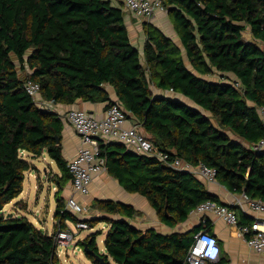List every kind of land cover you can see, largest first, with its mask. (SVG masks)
I'll return each instance as SVG.
<instances>
[{
	"label": "trees",
	"instance_id": "1",
	"mask_svg": "<svg viewBox=\"0 0 264 264\" xmlns=\"http://www.w3.org/2000/svg\"><path fill=\"white\" fill-rule=\"evenodd\" d=\"M161 1L177 39L144 21L141 51L131 40L122 0H0V264H63L55 234L80 220L61 195L72 182L62 144L65 123L36 104L28 81L40 85L42 100L58 105L120 103L170 160L213 167L229 191L264 200V148H253L264 139V0ZM109 87L119 101L111 99ZM153 87L173 89L192 104L156 95ZM99 145L108 174L145 197L170 227L208 200L220 203L188 171L122 143ZM45 152L61 170L54 180L59 189L52 234L4 211L23 192L33 160ZM17 204L27 207L23 200ZM91 206L97 214L85 219L90 227L109 224L104 252L97 241L101 230L78 241L95 264H190L194 235L210 222L164 233L135 226L133 219L143 213L132 204L94 198Z\"/></svg>",
	"mask_w": 264,
	"mask_h": 264
},
{
	"label": "built area",
	"instance_id": "2",
	"mask_svg": "<svg viewBox=\"0 0 264 264\" xmlns=\"http://www.w3.org/2000/svg\"><path fill=\"white\" fill-rule=\"evenodd\" d=\"M122 1L125 11L142 21H153L159 12L166 11L161 0ZM26 90L39 107L56 111L63 122L70 124L80 137L76 154L68 159L73 194L67 197L66 208L76 215L83 214L88 210V205L79 201L77 195L90 194L94 178L107 171L106 159L100 155V141L122 143L137 154L156 157L172 168L188 171L205 184L218 182L217 171L213 167L203 163L193 165L180 157H174L173 160H170L169 153L157 149L137 123L129 122L126 110L118 102L109 105L103 116H98L84 109L72 107L61 109L58 104L42 100L40 85L33 81L26 83ZM169 92L174 91L173 89L166 91V93ZM253 148H264V139L254 145ZM232 204L224 205L208 200L194 208L189 216L196 217L198 224L202 223L204 226L210 214L223 219L227 224L238 226V236L243 237L250 247L264 256V200L253 199L246 193H241ZM233 206L249 207L256 213L254 221L250 224H240ZM90 228L89 223L84 219L75 223L77 231ZM55 238L58 248L69 246L75 244L76 233L68 227L59 230L55 234ZM194 239L195 241L187 255V261L190 264H205L220 258L219 242L213 234L202 228L195 233Z\"/></svg>",
	"mask_w": 264,
	"mask_h": 264
},
{
	"label": "crops",
	"instance_id": "3",
	"mask_svg": "<svg viewBox=\"0 0 264 264\" xmlns=\"http://www.w3.org/2000/svg\"><path fill=\"white\" fill-rule=\"evenodd\" d=\"M166 14H167L166 12H159L157 14V17L152 22L165 29V31H167L169 35L177 39L173 25L166 17L167 16ZM126 23L133 44L136 45L142 51L146 41V34L143 28L144 21L136 19L130 13L126 12ZM109 90H110L111 99L113 101H119L115 93V90L112 87H109ZM154 90H155L154 93L156 95H166L177 99H180L179 96H181L183 97V99L180 100H183L188 104H192V101L190 99L184 97L181 94L175 92L166 93L167 90L163 91L157 88H154ZM70 107L84 109L95 115L103 116L107 108V103L104 102L93 103L83 100H77L75 103L71 105H65V104L59 105V108L61 109H67ZM128 119L130 123H137L135 118L131 115L129 116ZM62 144H63V152L67 160L76 154L78 146L80 144V137L77 135L73 127L67 123L64 124ZM46 154L47 153L45 152L41 157H38L33 160V163L36 166V168L34 169L36 170V173H33L32 171L27 172L30 176H33L38 180V183L34 186V188L37 190V197H36L37 202H39L40 200V191H41L40 169L38 167V162H40V159L43 157L45 159L46 157L44 155ZM51 181L54 182V179ZM202 183L210 192L218 196L221 204L233 205L232 203L236 200L238 196H240V194L229 191L224 185L220 184L219 182L211 183V184H205L204 182ZM56 185L58 188V184ZM22 194L23 192L20 194V196ZM72 194H73L72 183L68 182L64 186L61 195L64 197L66 201L67 197L71 196ZM90 194L92 195V199L94 198L114 199L134 205L143 214L133 219L132 223L143 230L147 228H155L156 230L164 233H170L174 231L187 232L199 226L198 219L192 216H189L185 222L178 224L175 228L164 224L159 219L156 211L151 207V205L149 204L148 200L145 197L139 194L129 193L126 190H124V188L119 184L118 180L110 176L107 171L94 178V181L91 186ZM77 196L80 197L79 195ZM17 198L12 200L9 204L15 202ZM21 200L27 203L24 199ZM17 202L14 203L15 205L13 206V208L7 209L6 211L5 210L6 206L9 205L7 204L4 208V211L11 212L13 213V215L16 216L18 215L26 216V212L30 211L29 204L27 203V207L24 208L21 205H18ZM233 208L235 209L238 215L240 224L251 223L252 221H254L256 213L253 210H251L249 207L245 206L244 208H242L240 206H233ZM96 214L97 213L95 212V215ZM209 220H210L209 226L206 230H209L210 233L213 234L218 239L219 246L221 249L220 258L217 261H213L214 264H219L222 261L223 264H264V256L256 252L252 247H250L247 241L243 237L238 236L237 234L238 226L227 224L224 220L213 214L209 215ZM42 222L44 223V225L46 224L45 219L42 220ZM44 225H41V228L48 231V229ZM68 225H69V221H68ZM37 227L39 228V226ZM54 230H55V217H54ZM84 237L85 236H79L78 238H76L77 239L76 243L77 241L83 239ZM77 246H79V244H77ZM100 249L102 252H104L105 246L100 247ZM113 264L115 263L113 262Z\"/></svg>",
	"mask_w": 264,
	"mask_h": 264
},
{
	"label": "rangeland",
	"instance_id": "4",
	"mask_svg": "<svg viewBox=\"0 0 264 264\" xmlns=\"http://www.w3.org/2000/svg\"><path fill=\"white\" fill-rule=\"evenodd\" d=\"M244 35L249 39L252 38L248 30L244 32ZM209 77H211L212 79H218V76L216 77V75ZM179 98L183 99V97L181 96H179ZM44 156L46 158L44 159L43 157L40 159V162H38V167L40 169V187H41L39 202H37L36 200L37 190L34 188V186L38 183V180L33 176H30L28 173L26 174V179L24 181L23 194L20 197H18L15 200V202L24 199L29 204V209H30V211L26 212V216L30 220H32V222L36 226H39V228H41V225H44L42 220L45 219L46 224L44 226L48 229V231L51 234L54 231V213L57 206L56 192L58 190L56 182L55 181L53 182L51 180L53 179L55 180L56 174H60L61 170L58 164L54 160H52V158L48 154ZM32 172L36 173V170H32ZM77 198L79 201L84 202L88 205L87 206L88 210L85 213L78 215L80 219L85 220L93 215L95 216V210L91 206V202L93 200L92 195L88 194ZM15 202L7 205L5 210L7 211V209L13 208ZM6 213L9 214L11 212H6ZM68 226L72 228V230H74V232L76 233V238H78L79 236L86 237L92 232L101 230L102 233L99 234L98 236V245L99 247L104 246L105 233L109 226L107 222H98L96 223L94 228L82 229L80 231H77V229H75V224L72 221H69ZM76 240H75V244H70L69 246H60L58 248V253L60 255V259L62 260V263L63 264H95L92 262V260H90L87 257L82 246L79 245L76 247V244H78V241L76 243Z\"/></svg>",
	"mask_w": 264,
	"mask_h": 264
},
{
	"label": "water",
	"instance_id": "5",
	"mask_svg": "<svg viewBox=\"0 0 264 264\" xmlns=\"http://www.w3.org/2000/svg\"><path fill=\"white\" fill-rule=\"evenodd\" d=\"M13 213H9V215H12ZM84 251L85 253L87 252V245L84 246ZM96 259L102 263H104V259L99 255V254H96Z\"/></svg>",
	"mask_w": 264,
	"mask_h": 264
}]
</instances>
